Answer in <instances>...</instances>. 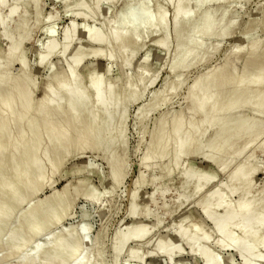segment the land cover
Wrapping results in <instances>:
<instances>
[{
  "label": "rangeland",
  "instance_id": "obj_1",
  "mask_svg": "<svg viewBox=\"0 0 264 264\" xmlns=\"http://www.w3.org/2000/svg\"><path fill=\"white\" fill-rule=\"evenodd\" d=\"M98 1L100 5H97ZM184 1L179 10L181 12L187 9L193 10L191 12L193 23L186 24L185 19L182 18L177 28L174 21V4L173 2L170 4L167 0H37V2L5 0L0 7L1 17L7 19L13 6L17 8V12L12 21H6L3 27H0V65L5 64L4 57L12 50L20 35L26 36L21 51L28 68L25 73L27 72L26 74L33 82L35 105L37 102L39 104L44 97L47 86L56 89L58 80L68 77L72 66L83 80L84 87L89 85L93 77L102 75L106 87H110V91L117 93L119 99L124 96V93L129 92L136 94L138 99L126 105H121L119 101L117 112L107 121V124L114 123L111 127L115 128L114 131L110 133L107 132V127L100 128L99 133L106 136L100 149H94L99 138L97 135L89 144L90 149H73L68 154L63 151L61 155H64V164L62 163L59 170L53 174L50 171V162L57 163L61 158L57 155V159V156L52 157L50 154L43 158L39 174L26 177L24 181L27 180L30 186L39 182V185H42L41 189L21 208H13L12 211H16L4 228V232H1L2 240L0 241H5L11 228L17 226L20 214L28 211L29 215V210L39 202L42 203L40 207L46 209L50 201L68 185L69 194L65 202L69 204L72 198L75 201L70 211L68 210V219L63 222L62 228L72 227L75 230L74 233H78L75 236L82 240L84 255L90 258V264H168L165 258L157 255L155 250L157 249L155 243L157 244L160 240L180 248L179 251L177 250L178 253H175L171 264H202L201 259L190 255L189 248L175 236L178 229L191 230L197 224L202 231L200 234L206 233L211 236L210 242L203 244L202 247L218 254L222 264H241V256L245 255V252L236 254L232 250L220 252L215 249L217 234L210 222L203 217L201 209L204 203L218 196V192L226 195L228 203L233 206H237L242 201L239 193L229 195V188L227 189L225 184L228 182L229 174L245 163L256 170L251 192L247 196L256 203L251 210L264 206V130L263 135H259L256 140L257 143L250 144L251 146L247 147L241 157L235 158L234 162L231 161L227 174L220 173L218 168L209 163L204 156L209 153L213 144L211 139L215 128L209 129L200 139L202 149L198 154L177 156L176 146L180 143L167 138L171 135L170 131L178 118H182L187 124L193 117L195 106L188 101V96L197 84L195 82L197 77L218 69L227 60L231 61L232 53L236 51L237 60L231 63L225 73L228 75L235 71L236 78L240 79V75L244 73L246 58L255 45L260 46L257 50V58L260 63H264V0H204L203 3H199L198 0ZM176 2L178 1L174 0V3ZM140 6L149 11L157 23L154 25L152 19L154 25L152 29H145L144 27L149 25L145 22L144 29H140L141 33L138 31L139 33L137 32L134 36L137 43L134 42L133 46L132 44L131 46L113 44L112 36L122 31L118 27H120V19L126 15V9L136 8L133 17L129 16L128 19V21H135L141 18L142 12L137 9ZM206 14L211 15L216 22L218 21V24L216 23L218 26L221 24L228 26L226 36H207L196 33L195 27L201 23ZM162 18H164L163 24ZM18 23L23 27V32L19 30ZM69 27H74L76 32L73 33V42L69 44L66 52L62 53L65 45L64 31ZM218 30L219 27H217ZM85 31L91 36L97 31V33L102 32L99 34L103 38V43L96 44L88 39L89 36L85 38L83 35ZM50 38L58 45L57 53L49 56L45 60L46 63L39 65V57L47 51ZM197 44L201 46L200 49L194 48ZM181 45L186 49L194 48L195 50L181 58L178 56ZM75 58L77 63L72 62ZM178 61L180 64L176 66ZM258 66L260 65L257 64ZM253 70L249 72L250 79L255 75ZM9 73L11 78L9 82L24 75L17 62L10 66ZM262 79L264 80V73ZM26 81L28 82V79ZM202 86L209 88L206 83ZM252 92H244L243 98L251 99ZM0 98H2L1 93ZM260 102L261 107L264 108V99L258 103L257 101L251 103L250 107L253 108V105L257 107ZM239 113L232 118H226L222 123L233 128L241 119L254 117L250 108L241 109ZM121 114L123 119L122 123H119ZM205 115H200L198 121L203 120ZM92 119H94L93 116ZM254 119L260 121L264 127L263 115ZM52 121L55 127L63 123L60 117H54ZM87 121L89 122L86 119V123ZM48 122L50 125V120ZM161 123H164L166 127L167 138L158 139V128ZM14 129L13 125L11 130L13 134L16 133ZM54 132L57 139H75L74 130L56 129ZM186 138L184 137L181 142ZM224 140L228 141L227 143L234 141L228 135ZM45 144L50 146V141L45 140L44 147H46ZM52 145L55 147L53 142ZM57 145L59 146L58 142ZM163 145L166 149L160 151ZM33 150L35 152L36 149ZM160 152L164 154L161 155ZM18 161L20 160L16 158L6 163L8 167L5 164L0 170V176L5 175V171L8 173L17 167L20 164ZM116 166H122L118 177L113 172V167L115 169ZM187 171H200L205 175L194 176L195 173H190L188 176H194V178L193 181H189L184 176ZM45 172H47V178L45 182H42L41 176ZM14 181L9 179L11 184ZM202 181H206L208 185L204 190H196V183L201 184ZM30 186L28 184L29 189ZM219 186H222V190L216 192ZM27 191L21 190L18 194L23 197L27 195ZM204 195L207 196L203 199ZM42 214L46 216L44 212ZM45 216L42 223L47 219ZM142 225L150 227L146 242L129 243L116 260L114 247L119 234L125 235L129 229ZM52 233V231L47 232L40 241L28 244L22 249L21 255L30 252L34 246L40 244ZM234 234L240 236L239 232ZM132 252H137L139 257L144 258L142 263L129 261ZM9 253L10 249L6 243L0 246V264H21V258L26 256L8 257ZM259 254L264 255V252L260 251ZM150 255L151 258H149ZM39 262L56 264L47 259H41L36 263ZM61 264L75 263L69 260ZM259 264H264V261Z\"/></svg>",
  "mask_w": 264,
  "mask_h": 264
},
{
  "label": "bare ground",
  "instance_id": "obj_2",
  "mask_svg": "<svg viewBox=\"0 0 264 264\" xmlns=\"http://www.w3.org/2000/svg\"><path fill=\"white\" fill-rule=\"evenodd\" d=\"M34 1L37 2V0ZM167 1H169L170 4L172 2L174 4V21L177 28L179 20L182 18L185 19L184 23L186 24L193 23V15L191 13L193 10L188 11L187 9V11L183 12L179 10L180 7L183 6V2H185L184 0H177L178 2L176 3H174V0ZM189 1L187 2L190 3ZM4 2L5 0H0V7H2ZM198 2L203 3L204 0H198ZM97 5H100V1H98ZM189 6L191 5L189 4ZM142 7L143 6L137 7L142 14L140 15L141 18L135 21H128V19L133 15L136 8L129 7L126 9V15L120 19V22L118 21L120 27H118L117 24L119 30L121 29L122 31H120V33L118 31L112 36L111 41L113 44H126L130 46L132 44L133 46L134 42L137 43L134 36L138 31L141 33L140 29H152L151 27L157 23L154 21L156 19L152 18L153 16L149 11L144 10ZM156 7L157 6H155V8ZM97 9L99 10V8ZM16 12L17 8L13 6L7 15V19L0 15V27H3L6 21H12ZM145 22L149 24L148 27H144ZM163 22L164 18H162V24ZM217 22L211 15L206 14L203 16L201 23L195 27V31L199 35L226 36L225 32L228 31V26L223 24L218 26ZM18 27L19 30L23 32L24 29L21 24L18 23ZM217 27H219L218 31ZM73 28L69 27L64 31L65 45L62 53H65L69 44L73 42V33L76 32ZM97 32L91 36L85 31L83 35L85 38L89 36L88 39L96 44H102L103 38L99 34L102 32ZM151 32L152 31H150V33ZM25 38L26 36H23V34L20 35L14 43L12 50L4 57L6 59L5 64L0 65V93L2 94V98H0V170L4 168L6 163L12 160L16 158L20 160L18 161L20 164L17 167H14L13 170L8 171V173L5 171L6 174L0 176V238L2 237L1 232H4V228H6L7 223L11 220L16 211L13 212V208H21L24 203L30 200L35 193L41 189L42 185H39V182H36V185L30 186L27 180L26 182L24 181L26 177H34L36 174H39V168L42 165L43 158L49 154L52 157L58 155L61 158L57 163H55L56 161L50 162V171L53 174L62 166L65 159L63 157L64 155H61L63 151H66V154H68L73 149H90L89 144L92 143L97 135L99 138L94 149H100L106 138L105 134L99 133L100 128L107 127V132L110 133L114 131L115 128H111L114 126V123L107 124V121L117 112L116 108L119 101H121V105H126L138 99V96L132 92L124 93V96H121V99H119L117 93L110 91V87H106L102 75H96V77L92 78L89 85L84 87L83 80L79 77L80 75L77 74L73 66H69L71 71L69 70L70 73L68 77L58 80L56 89L47 86L44 97L39 101V104L37 102L35 105L33 101V82L28 77V74H26L27 72L25 73V70L28 68L21 51ZM56 44L55 40L53 41V39L50 38L47 43V51L39 57V65L44 63L49 56L51 57L57 53L58 45ZM200 47L201 46L197 44L194 48L200 49ZM258 47L260 48V46L255 45L251 48L248 58H246L245 61L244 73L240 75V79H238V77L236 78L237 74L235 75V71L228 75L225 73L231 63L233 64V62H236V51L232 53L231 61L227 60L225 64L218 69L197 77L195 80L197 84L188 96V101L195 106L193 117L187 124L183 122L182 118H178L176 122H174L170 131L171 135L168 138L166 137V127L164 123H161L158 128V139L166 137L167 140L171 138L174 142L180 143L176 146L177 156L192 153L198 154L202 149L200 139L209 129L215 128V133L211 139L213 144L209 153L204 156L209 163L214 164L218 168L220 173L227 174L231 161L239 156L241 157L250 144L253 142L257 143L256 140L264 130L261 122L254 119L257 116H264V108L261 107L262 103L260 102L257 104V107L255 105H253V108L250 107L251 103L253 104L255 101L258 103L260 100L264 99V91H262L264 86V80L262 79L264 63H260V60L257 58ZM194 48L186 49L181 45L178 50V56L184 58L189 52L195 50ZM15 62L19 63L24 75L18 76L14 81L12 80V82H9L11 81L9 68ZM72 62L77 63V59H73ZM179 62L180 61L176 63V66L180 64ZM257 64L260 66L257 67ZM251 70L254 71L255 75L250 79L249 72ZM203 83H206L209 88H203ZM179 86H176L177 89ZM248 91H253L252 98H243V93ZM219 100L222 101L219 102ZM244 108H250L253 111L254 117L241 119L237 123L238 125L233 128L222 123L226 118H232L235 114H240L239 111ZM147 112L149 111L147 110ZM124 114L125 113H123V115ZM102 115L104 117H102ZM123 115L121 114V122L119 123H122ZM200 115L205 116L203 120L198 121ZM92 116L94 119H92ZM54 117H60L63 123L58 127H55V125L53 126L52 120ZM86 119L89 120V122L87 121L86 123ZM49 120L50 125L48 122ZM13 125L15 127L14 131L16 132L14 134L11 131ZM56 129L64 131L74 130L76 132L74 136L75 139H57L54 132ZM226 135L232 137L234 141H229L230 143H227L228 141L224 140ZM184 137H187L186 140L181 142ZM45 140L47 142L50 141V146H46L45 144L46 147H44ZM52 142L55 147L52 145ZM33 149H36L35 152ZM165 149L166 146L163 145L160 151ZM56 152L57 154L55 155ZM163 154L161 153V155ZM114 167V175L118 177L120 167L122 166H116L115 169ZM255 171L254 168H250V166L245 163L244 165H239L229 174V178L227 179L228 182L225 184V187L227 189L229 188V195L231 194L233 196L236 193L241 195L242 201L237 206L229 204L226 195L218 192V196H215V198L211 199L208 203H204L205 205L203 208L201 207L203 217L210 222L217 234L218 239L214 244L215 249H218L220 252L232 250L236 254L245 252V255L241 256V264H259L264 261V255L259 254L260 251L264 252V206L251 210V207L256 203L247 198L252 189ZM46 173L47 172L42 173V182H45L47 178ZM190 173H195L194 176L197 174L205 175L200 171H187L184 176H186L189 181H193L194 178V176H188ZM9 179H14L15 181L11 184ZM6 182L8 183L6 184ZM28 184L31 187L30 189ZM207 185L208 183L206 181H202L201 184L196 183V190H204ZM25 189L28 190L26 192L27 195H24L25 197H20L18 193ZM68 189L69 186L66 185L57 196L50 201L46 209H42L40 207L42 203L39 202L38 205H36V203V206L29 210V215L27 214L28 211H26L27 213L25 214H20L17 219V226L13 229L11 228L5 241H0V246L6 243V246L10 249V253L7 255L8 257L21 255L24 247L34 241H40L42 236L52 231L53 233L51 236L49 235V237L42 240L40 244L34 246L30 252L25 254L26 256L21 255L23 257L25 256V258H21V264H41V262L36 263L41 259L51 260L56 262V264L65 263L69 260H72L75 264H90V258L84 255L85 252L82 240L80 237L75 236L78 233H74L75 230L72 227L67 229L62 228L63 222L68 219V210L75 201L74 198H69L70 203L68 204L65 202V200L68 199ZM221 190L222 186H219L216 192ZM29 191L31 192L28 193ZM206 196L204 195L203 199ZM43 212L46 216L42 214ZM55 212L56 214H54ZM43 216H45V218L47 217V219L42 223V220H44ZM48 217H50V219H48ZM197 225H194V228L192 227L193 229L191 230H183V228L182 230L178 229L175 236L189 248L188 253L190 255L201 259L202 264H222L218 254L210 252L202 247L203 244H208L210 242L211 236L206 235V233L200 234L202 231ZM59 229H61L60 232ZM149 230L150 227L148 225H142L129 229L126 231L125 235L119 234L117 243L114 247L116 260L129 243H145L150 233ZM234 232H239L240 236H237ZM0 240H2V238ZM155 246H157V249H155L157 255L165 258L168 264L173 263L175 253H178L180 250L178 246L168 245V243L163 240H160L157 244L155 243ZM130 254V262L142 263L144 260L143 257L137 255L139 254L137 252H132ZM151 257L150 255L149 258Z\"/></svg>",
  "mask_w": 264,
  "mask_h": 264
}]
</instances>
